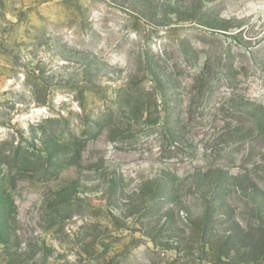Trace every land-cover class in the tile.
Instances as JSON below:
<instances>
[{"label":"rangeland","instance_id":"obj_1","mask_svg":"<svg viewBox=\"0 0 264 264\" xmlns=\"http://www.w3.org/2000/svg\"><path fill=\"white\" fill-rule=\"evenodd\" d=\"M0 264H264V0H0Z\"/></svg>","mask_w":264,"mask_h":264}]
</instances>
